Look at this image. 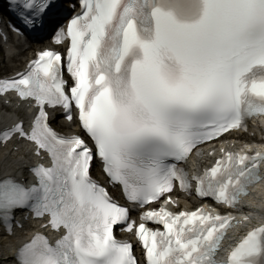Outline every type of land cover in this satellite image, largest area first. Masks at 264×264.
<instances>
[{
    "label": "snow or ice",
    "instance_id": "6c2138e0",
    "mask_svg": "<svg viewBox=\"0 0 264 264\" xmlns=\"http://www.w3.org/2000/svg\"><path fill=\"white\" fill-rule=\"evenodd\" d=\"M70 7L71 18L54 29L59 47L0 77V99L14 95L23 108L0 127V146L27 144L50 159L30 167L31 182L0 176L7 234L14 224L23 228L21 220L39 224L16 264H262L264 223L218 262L229 229L248 217L170 205L179 203L177 185L191 194L194 183L198 197L234 207L264 179V146L221 145L201 174L185 167L193 154L205 155L203 145L215 156V141L264 115V0H74ZM56 8V0H9L19 21L10 27L18 36L42 27ZM57 110L80 131L54 129ZM97 162L106 184L90 173ZM116 227L135 237L140 256Z\"/></svg>",
    "mask_w": 264,
    "mask_h": 264
},
{
    "label": "bare ground",
    "instance_id": "6f19581e",
    "mask_svg": "<svg viewBox=\"0 0 264 264\" xmlns=\"http://www.w3.org/2000/svg\"><path fill=\"white\" fill-rule=\"evenodd\" d=\"M27 46L20 45L18 46V52L13 54V51L16 49L12 46L4 48V54L9 55L5 63V71L3 74L8 75L12 74L24 66L26 61L31 57L29 52L30 48H34L35 45L27 43ZM5 55L0 56V70H2L1 64L4 61L3 57ZM4 99V98H3ZM5 100V99H4ZM15 105L14 103L12 104ZM17 110H13L8 106H4L0 104V127L5 124L11 123L18 115L23 113V108L21 105L16 107ZM66 127H71L66 125ZM19 151L17 152H10L8 151L9 147L0 148V176L11 174L21 176L30 163L31 157L30 155V148L25 145L18 146ZM259 189H256L253 194V198L249 200L247 205L252 207L251 210H248V213L252 215L264 214L262 210L264 209V182L261 185H258ZM27 235L18 234L12 239H5L0 235V260H5L8 257V253L5 251L6 247H8L9 243L19 242L26 238Z\"/></svg>",
    "mask_w": 264,
    "mask_h": 264
},
{
    "label": "rangeland",
    "instance_id": "374dc122",
    "mask_svg": "<svg viewBox=\"0 0 264 264\" xmlns=\"http://www.w3.org/2000/svg\"><path fill=\"white\" fill-rule=\"evenodd\" d=\"M5 71V70H4Z\"/></svg>",
    "mask_w": 264,
    "mask_h": 264
}]
</instances>
